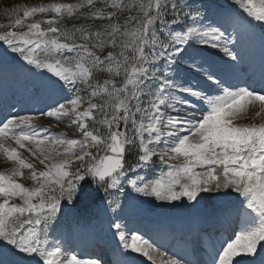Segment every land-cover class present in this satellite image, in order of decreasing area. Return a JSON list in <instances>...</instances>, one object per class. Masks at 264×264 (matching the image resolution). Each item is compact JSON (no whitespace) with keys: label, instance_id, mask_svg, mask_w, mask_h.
<instances>
[{"label":"snow or ice","instance_id":"1","mask_svg":"<svg viewBox=\"0 0 264 264\" xmlns=\"http://www.w3.org/2000/svg\"><path fill=\"white\" fill-rule=\"evenodd\" d=\"M257 35L258 73L247 56ZM9 79L21 88L0 108V154L15 165L0 171V264H138L137 255L150 264H264V122L238 123L251 109L264 118V0L29 7L0 23V82ZM94 200L107 224L93 228L115 230L107 260L78 258L65 232V218ZM173 209L200 226L169 230L172 245L152 223L129 226Z\"/></svg>","mask_w":264,"mask_h":264},{"label":"rangeland","instance_id":"2","mask_svg":"<svg viewBox=\"0 0 264 264\" xmlns=\"http://www.w3.org/2000/svg\"><path fill=\"white\" fill-rule=\"evenodd\" d=\"M52 2L75 3L77 2V0H0V23H7L8 20L11 19L14 14H18L22 16L23 11L29 7L38 6L39 4L52 3ZM97 6L99 7L100 5H97ZM41 18H42L41 14H37L35 17L29 18V22H32L34 20H38ZM88 22L92 23L91 21H88ZM260 49L261 47H260V43H259V39L257 35V38L251 41L248 45L247 56L252 57L257 51H260ZM254 68L257 70V73H258L259 67L254 66ZM0 84L1 85L3 84L2 86L0 85V95H4V92H2L4 85L6 86L5 88H7L8 86L15 84V82L9 79L7 83L0 82ZM17 88L20 89L21 85L19 84ZM5 94L7 95L8 100H11V99L15 100V98L18 97L12 91L6 92ZM22 103H23V106L26 108L40 107V105H33L30 102H22ZM254 111L255 109H251L249 112L248 118L246 119L242 118L238 121V123L259 124L261 122H264V118L254 117V113H252ZM21 114H26V113H21ZM35 123L43 125L45 127H51L53 131L64 132L69 137H74L77 135V130L74 128L68 127L66 121L61 123V122L56 121L53 118L40 117L38 120L35 121ZM10 143H13V146H15L14 142H10ZM19 151L21 152L22 156L25 159L29 160L30 162H35L34 158L31 157L30 153H28L26 149H19ZM14 166L15 165L11 161L6 160V158L2 154H0V171L6 172ZM36 166L38 169L42 168V166L39 165L38 163ZM156 171L158 172L159 169L157 168ZM24 173H25V176L24 178L21 179V182L25 183L26 186H29V187L32 186V182L27 178L29 176V170L25 169ZM176 203H179V202H176ZM212 206H213L212 203L208 202L207 204L202 205V208L205 210V212H207L211 210ZM73 211H74V215L67 216L64 221V223H67V222L71 223V224L69 223L68 226L67 224H65L66 225V229H65L66 235L68 234L69 231L71 232V235H72V239L70 241L71 247H74L75 249L80 248L84 250L86 245L84 243L80 244V240L84 237L82 234L84 233H85L86 242H91L93 238L96 239L95 238L96 236L97 238H102L104 240L106 238L110 240L109 237H111L112 232L115 231L114 229L110 231L101 232L100 227L93 228V225H99L106 229V224H107V217L103 213L102 205L99 207L97 206V200H94L92 203H88V204H84V203L79 204ZM128 223H129V226L131 225L133 226V224L139 225L142 223H152L154 226L161 227L163 231L160 232V236L164 237L165 242L169 245H172L174 243L170 237V231H169L170 227H175L176 229L181 227V225L185 227L184 230L178 231V233H176L177 235H180L183 233V231L190 230V228L195 229L193 228V226L196 224H197V227L200 226L198 221L196 222V220L192 219V214L183 209L159 210L158 213L154 214L149 219H144V218L137 216V217L130 219ZM79 233H81L82 236H79ZM55 238L57 237L55 233H53L50 236V239H55ZM95 242L102 244V240L100 239ZM157 247H160V245L157 244ZM86 249L92 250V247L88 246L86 247ZM87 250H84L85 253L87 255H90L92 251H87ZM97 250L98 249L96 248L93 249L94 252H96ZM161 251L167 252L169 256L173 254L171 251H169L168 247L161 248ZM101 255L105 256V254H101ZM136 258L138 260V264H150V262H148L146 258L140 257L138 255Z\"/></svg>","mask_w":264,"mask_h":264},{"label":"bare ground","instance_id":"3","mask_svg":"<svg viewBox=\"0 0 264 264\" xmlns=\"http://www.w3.org/2000/svg\"><path fill=\"white\" fill-rule=\"evenodd\" d=\"M257 50H259V49H257ZM260 58H261V49H260V51H257L252 57H248V60H249V63H251L252 64V66L254 67V66H258L259 67V64H258V62H260ZM14 82V81H13ZM1 85V84H0ZM3 85V84H2ZM1 85V86H2ZM19 85V83H16L15 82V84H13V85H10V86H8L7 88H5L6 86L4 85V88L2 89V92H4V94L6 93V92H10V91H12V92H14L15 93V95H17V92H18V90H20L19 88H17V86ZM1 97H0V108H2L3 107V104H4V101H3V99H2V97H3V95H0ZM18 96V95H17ZM19 97V96H18ZM18 97H16L15 98V100L16 99H18ZM15 100H8L7 99V103H9V104H11V103H13V102H15ZM19 107V106H18ZM26 108V107H25ZM252 113H254V112H252ZM197 222V221H196ZM195 223V222H194ZM132 226V225H131ZM133 226H134V224H133ZM191 226V225H190ZM184 228L185 227H183L182 225H181V227H179L178 229H176L175 227H170V230H171V232H174L175 234L176 233H178V231H182V230H184ZM190 228V227H189ZM193 228H197V224L196 225H194L193 226ZM192 230H194V229H191L190 228V230H188V231H183V233L182 234H188L190 231H192ZM235 229H233V231H234ZM82 233V232H81ZM81 233H79V236H84L81 240H80V244H82V243H84L85 245H86V247H88V246H91L92 247V250H87L86 249V247L84 248V250H87V251H92L91 252V254L90 255H87L86 253H85V251L84 250H82V249H80V248H77V249H75L76 250V252L77 253H79L80 255H79V257L78 258H81V259H92V258H99V257H101V256H103V255H101V254H105V256H103L104 257V259H109V257H110V254H111V247H112V245H113V242H114V238H113V236L111 235V237H109V239L110 240H108V239H106L105 238V240L104 239H102V238H97V236L95 237L96 239H94L93 238V240L91 241V242H86V240H85V233L84 234H82L81 235ZM232 235V232L230 231L229 233H228V236L230 237ZM108 238V237H107ZM102 240V244L101 243H98V242H95V241H97V240ZM87 240H89V239H87ZM79 244V245H80ZM98 249L96 252H94L93 251V249ZM107 248V249H106ZM99 254V255H98Z\"/></svg>","mask_w":264,"mask_h":264},{"label":"trees","instance_id":"4","mask_svg":"<svg viewBox=\"0 0 264 264\" xmlns=\"http://www.w3.org/2000/svg\"><path fill=\"white\" fill-rule=\"evenodd\" d=\"M74 23H79V21H77L75 19H73V20L72 19H65L62 21V26L66 25L67 27H71L72 24H74ZM87 23H89V22L87 21Z\"/></svg>","mask_w":264,"mask_h":264}]
</instances>
